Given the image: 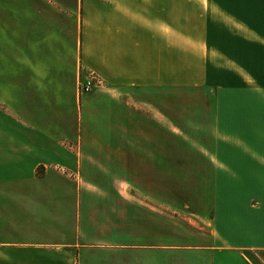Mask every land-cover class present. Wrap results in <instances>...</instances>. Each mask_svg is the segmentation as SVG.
Masks as SVG:
<instances>
[{
    "label": "crops",
    "instance_id": "obj_1",
    "mask_svg": "<svg viewBox=\"0 0 264 264\" xmlns=\"http://www.w3.org/2000/svg\"><path fill=\"white\" fill-rule=\"evenodd\" d=\"M0 264H264V0H0Z\"/></svg>",
    "mask_w": 264,
    "mask_h": 264
},
{
    "label": "built area",
    "instance_id": "obj_2",
    "mask_svg": "<svg viewBox=\"0 0 264 264\" xmlns=\"http://www.w3.org/2000/svg\"><path fill=\"white\" fill-rule=\"evenodd\" d=\"M104 86L103 79L95 72L87 71L77 83V95L92 93L97 88Z\"/></svg>",
    "mask_w": 264,
    "mask_h": 264
},
{
    "label": "rangeland",
    "instance_id": "obj_3",
    "mask_svg": "<svg viewBox=\"0 0 264 264\" xmlns=\"http://www.w3.org/2000/svg\"><path fill=\"white\" fill-rule=\"evenodd\" d=\"M164 217H167L170 219V211L165 209L163 210ZM167 218V219H168ZM170 242V230L164 229V244H168Z\"/></svg>",
    "mask_w": 264,
    "mask_h": 264
}]
</instances>
